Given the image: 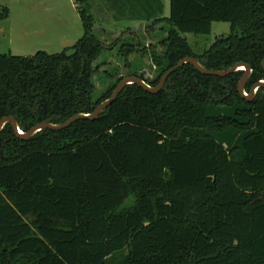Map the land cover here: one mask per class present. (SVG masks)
<instances>
[{"label": "trees", "instance_id": "obj_1", "mask_svg": "<svg viewBox=\"0 0 264 264\" xmlns=\"http://www.w3.org/2000/svg\"><path fill=\"white\" fill-rule=\"evenodd\" d=\"M89 1H77L83 36L71 48L0 54V120L13 116L28 132L90 114L112 96L121 79L93 96L105 40ZM8 15L3 8L0 20ZM159 22L168 25L163 55L153 54L160 75L130 76L157 86L194 57L209 70L250 65L247 92L264 80V0H170ZM214 22L231 33L196 53L184 34L209 35ZM138 46L121 52L128 58ZM243 73L210 76L185 64L157 94L128 85L97 119L29 140L7 123L0 264H264V87L246 100Z\"/></svg>", "mask_w": 264, "mask_h": 264}, {"label": "rangeland", "instance_id": "obj_2", "mask_svg": "<svg viewBox=\"0 0 264 264\" xmlns=\"http://www.w3.org/2000/svg\"><path fill=\"white\" fill-rule=\"evenodd\" d=\"M77 1L13 0L14 13L19 22V24H13L17 29L12 44L14 51L18 48L25 50L26 47V49L32 50L33 55L38 51L54 54L75 45L83 36ZM108 2V0H91L84 4L85 7H89L91 13H94L95 34L105 40V49L93 66L95 73L92 82L95 86L93 93L95 99L100 98L111 85L133 73L143 75L149 81L156 80L160 75V68L155 65L153 54L163 55L164 48L160 42L168 35L166 30L168 25L165 22L155 23L153 20H146L137 23L127 20H110L106 12ZM160 5L164 11V14L161 11L163 17L169 16L170 0H162ZM7 7L9 8V6ZM28 13L30 22H25L26 18L24 19L22 15ZM127 14H130L129 11ZM134 31L136 35L132 34ZM230 33L229 23L214 22L209 35L186 33L184 36L192 49L196 53L202 54L217 38ZM5 42L7 43L6 40ZM123 43H138L139 46L127 58L121 52ZM3 46L6 47L4 48L6 51H8V47H11L8 44ZM12 54H16V52ZM69 54H72L71 49Z\"/></svg>", "mask_w": 264, "mask_h": 264}, {"label": "water", "instance_id": "obj_3", "mask_svg": "<svg viewBox=\"0 0 264 264\" xmlns=\"http://www.w3.org/2000/svg\"><path fill=\"white\" fill-rule=\"evenodd\" d=\"M185 64H191L192 66H194L199 72L205 74V75H210V76H218V77H225L228 76L230 74H233L237 71H244L243 76L241 77L239 84H238V91L241 94V96L243 98H245L248 101H252L255 99L257 91L260 87H264V80H260L257 83H255L250 92L246 91L245 85L247 80L249 79L250 75L252 74V68L250 65L243 63V62H239L237 64H235L233 67H231L228 70H209L206 67H204L201 62L194 58V57H185L182 60L179 61V63L174 66L173 68H171L170 70H168L161 78V80L159 81L157 86H151L150 84H148L145 80L136 77V76H129L126 77L124 79H122L116 86L112 96L105 100L104 102H102L101 104H99L95 110L90 113V114H86V113H80L77 114L73 117H71L69 120H67L65 123L63 124H54L52 123L50 120H46L43 121L37 125H35L34 127H32L28 132H23L19 125L18 122L16 120L15 117L13 116H8L5 117L3 119L0 120V133L3 130V128L5 127V125L7 123H11L12 127L15 131V133L17 134V136L23 140H29L30 138H32L34 135H36L38 132H40L41 130L44 129H54V130H61V129H65L69 126H71L73 123L79 121V120H94L97 119L101 113L108 108L118 97V95L121 93V91L128 85H132V84H136L138 86H140L141 88H143L144 90H146L147 92L153 93V94H157L159 93L165 86V83L168 79V77L175 72L176 70H178L179 68L183 67ZM263 67H264V61H263Z\"/></svg>", "mask_w": 264, "mask_h": 264}, {"label": "crops", "instance_id": "obj_4", "mask_svg": "<svg viewBox=\"0 0 264 264\" xmlns=\"http://www.w3.org/2000/svg\"><path fill=\"white\" fill-rule=\"evenodd\" d=\"M106 12L109 15L110 20L113 21H132V22H142V21H156L158 18H164L167 16L162 15L164 14V11L159 10L160 4L162 3V0H108ZM6 5V6H5ZM9 6V8L7 7ZM3 8H7L9 10V15L7 18L0 20V54H12L13 52H16V54H20L21 56H31L33 55L31 52L32 50L22 48L16 49L14 51L13 49V39H14V33L17 29H15L13 24H19L17 21V16L14 13V7H13V0H0V11ZM24 8V7H22ZM25 11V9H24ZM129 11V15L127 12ZM92 12V11H91ZM148 12L151 14V17H148ZM94 15V13H92ZM24 19L26 18L25 22H30L28 19L30 18V14H23ZM120 32V31H119ZM132 34L136 35V32L134 31ZM185 37V36H184ZM7 41V43L5 42ZM8 44L11 47H8V51H6L3 45ZM20 50V51H17ZM13 51V52H12ZM13 54V55H16Z\"/></svg>", "mask_w": 264, "mask_h": 264}]
</instances>
